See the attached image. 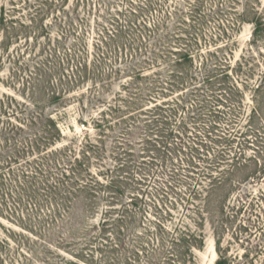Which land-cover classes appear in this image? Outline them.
Masks as SVG:
<instances>
[{"label":"rangeland","instance_id":"obj_1","mask_svg":"<svg viewBox=\"0 0 264 264\" xmlns=\"http://www.w3.org/2000/svg\"><path fill=\"white\" fill-rule=\"evenodd\" d=\"M183 232L264 264V0H0V264H186Z\"/></svg>","mask_w":264,"mask_h":264},{"label":"trees","instance_id":"obj_2","mask_svg":"<svg viewBox=\"0 0 264 264\" xmlns=\"http://www.w3.org/2000/svg\"><path fill=\"white\" fill-rule=\"evenodd\" d=\"M255 24H256V28H255V30H254V34H256L257 32H259V29H260V27H262V21H260V20H256V22H254ZM160 59H164V58H161L160 56H154L150 61H151V63L153 64V65H156V64H159V60ZM190 61H192V56L189 54V53H183V54H181L180 55V58H178L177 60H175V61H173V62H171L172 64H170V62H169V64H168V66L169 67H171V68H174V70L173 71H169V81L171 82V78H180L181 80H182V78L180 77L183 73H184V71H185V68H184V66H185V64L186 63H188V62H190ZM147 64V62H142V64ZM139 67H141L140 65H139ZM135 68H137L136 66H135ZM142 69H144V68H141V70ZM184 69V70H183ZM139 71V72H138ZM135 78H142V74H140V70L139 69H137V71H135ZM210 78L209 77H207L206 78V81H208ZM114 109H117V108H114ZM119 109V108H118ZM99 125H100V123H99ZM53 126L55 127V129L57 130V132H58V126H56V123L54 124L53 123ZM60 131V130H59ZM82 144V143H81ZM84 148H86V149H93V148H95L94 146H92V144H90V145H86V144H84ZM61 151H56V152H51V153H53V154H58V153H60ZM87 152V151H86ZM89 155V153L87 152L86 153V156H88ZM73 160V159H72ZM72 165H71V168L72 167H82V162H81V160H80V157H75V159L73 160V161H71L70 162ZM77 170H78V168H77ZM36 174H37V171H36ZM35 174V175H36ZM27 176V175H26ZM91 176V175H90ZM64 179H66V177H68V174H67V172L65 171V174L62 176ZM27 178H29L28 176H27ZM91 178H94L93 176L91 177ZM113 181V180H112ZM76 183L78 182V181H75ZM80 182V181H79ZM96 183V185H100L102 188H104V187H106L107 189H109V190H114V189H117V186L115 185V182L113 181V182H111V184H109V185H105L104 186V184H100V182H98V181H95ZM95 185V186H96ZM85 186H87V185H82V186H78L77 188V190H79L80 188H83L84 190L86 189V187ZM72 189V188H71ZM83 189H81V191H83ZM66 190H68V188L66 189ZM73 191L75 190V189H72ZM87 190V189H86ZM70 191V190H69ZM72 193V192H71ZM70 192H68V194H67V192H65V193H63L64 194V196H65V198H67V199H69L70 198V194H71ZM64 198V199H65ZM64 199H63V201H64ZM112 222H114V223H110V221L109 220H106V221H103V223H102V226L100 227V229L102 230V232H106L107 231V226H112V225H116V220H113ZM119 222V221H118ZM159 228L162 230L165 226L161 223V222H159ZM166 228V227H165ZM120 229L119 228H117V232H115L116 233V235H117V238L118 237H120L119 236V234H120ZM201 237L202 236H198V235H196V234H186V233H182L181 234V236H180V238H178V240L176 239L175 241H173V245H178V244H182L183 246H185V247H187L188 248V252H184V254H183V256L184 257H186V260H185V262L184 263H186V264H188V263H191L192 262V257H191V259H188V258H190V253L193 251V248L194 247H199L201 244H200V240H201ZM62 238H64L63 236H62ZM68 239V238H67ZM94 240H96L97 238H93ZM71 240V239H70ZM86 240V243H84V247L86 248V247H89V245H90V242L92 241L91 239L89 240V239H85ZM80 241V240H79ZM71 242H73L74 243V240H71ZM64 243H67V244H72V243H70V242H68V241H64ZM112 247V250H115L116 248H118V245H114V246H111ZM160 247H159V245L158 246H156L153 250H152V253H155V255L158 253V252H160L159 253V255H157V256H160V254H161V259L159 260L158 258L156 259V260H158L157 262H155L156 264H163L165 261H167L168 260V257H166V256H164L165 255V252L167 251V252H169V250H167V247H165V248H162V249H159ZM83 249V248H82ZM216 250H217V253H218V258H217V260H216V264H230V260L227 258V256L226 255H224V252H223V250H222V245H221V243H220V241H216ZM83 251V250H82ZM79 253V252H78ZM79 255V254H78ZM180 255H182V254H180ZM182 256V257H183ZM192 256V255H191ZM94 260H95V258H93ZM93 260V261H94ZM61 264H75L74 262H70V261H68V260H65V259H63L62 261H61ZM105 264V263H104Z\"/></svg>","mask_w":264,"mask_h":264}]
</instances>
